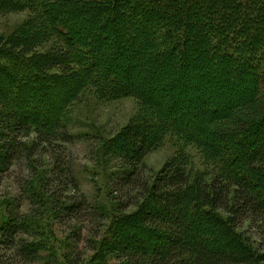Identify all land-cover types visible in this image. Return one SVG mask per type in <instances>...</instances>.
Listing matches in <instances>:
<instances>
[{
	"label": "trees",
	"instance_id": "obj_1",
	"mask_svg": "<svg viewBox=\"0 0 264 264\" xmlns=\"http://www.w3.org/2000/svg\"><path fill=\"white\" fill-rule=\"evenodd\" d=\"M24 10L31 16L0 48V177L72 141L66 109L85 89L134 97L142 117L108 141L116 215L91 264H264L237 232L264 239V0H0V15ZM223 95L230 105L213 107ZM165 131L215 174L191 179L181 153L150 171L143 160ZM59 169L44 189L62 184ZM65 200L69 216L85 202ZM22 232L12 217L0 223V245L15 250L2 264L40 250Z\"/></svg>",
	"mask_w": 264,
	"mask_h": 264
},
{
	"label": "rangeland",
	"instance_id": "obj_2",
	"mask_svg": "<svg viewBox=\"0 0 264 264\" xmlns=\"http://www.w3.org/2000/svg\"><path fill=\"white\" fill-rule=\"evenodd\" d=\"M30 16L29 10L0 15V48H6L15 39ZM134 73L128 80H134ZM182 91L180 94L184 97L190 92L188 88H182ZM220 99L221 102L213 107L220 109L229 104L228 96L223 95ZM139 109L134 97L104 100L93 89L87 88L66 109L65 122L72 141L57 144L59 148H51L48 154L40 150L28 153L0 177V223L12 217L25 231L18 236L19 240L37 243L40 247L34 256L19 257L13 264H91L101 242L108 237L106 231L116 215L115 193H110V187L120 168L108 148V141L131 121L142 117ZM219 109L216 114L221 112ZM205 112L209 113V110ZM193 122L200 127L197 119ZM34 139L35 133L31 132L26 139L29 147ZM154 144L143 160L153 173L178 153L186 157L185 169L191 179L201 177L208 181L217 170L197 148L186 144L174 133L165 131ZM55 165L64 172L63 182L44 189ZM66 181L73 186L68 184L65 188L63 183ZM67 197L85 201L77 214H62L61 208ZM133 210L130 207L127 212ZM237 232L248 238L254 249L264 251V239L260 240L256 231H247L244 227ZM14 251H7L0 245V264L10 254L14 255ZM112 262L115 260L111 259Z\"/></svg>",
	"mask_w": 264,
	"mask_h": 264
}]
</instances>
